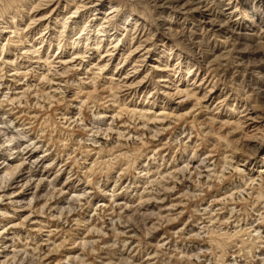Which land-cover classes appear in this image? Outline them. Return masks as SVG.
Segmentation results:
<instances>
[{
    "label": "clouds",
    "instance_id": "obj_1",
    "mask_svg": "<svg viewBox=\"0 0 264 264\" xmlns=\"http://www.w3.org/2000/svg\"><path fill=\"white\" fill-rule=\"evenodd\" d=\"M0 264H264V0H0Z\"/></svg>",
    "mask_w": 264,
    "mask_h": 264
},
{
    "label": "rangeland",
    "instance_id": "obj_2",
    "mask_svg": "<svg viewBox=\"0 0 264 264\" xmlns=\"http://www.w3.org/2000/svg\"><path fill=\"white\" fill-rule=\"evenodd\" d=\"M138 58H139V53H137L136 56L133 57V61H135V60L138 59ZM150 62H152V63H156L155 58H150ZM125 67H126V68H127V67H130V64H129V65H126Z\"/></svg>",
    "mask_w": 264,
    "mask_h": 264
}]
</instances>
